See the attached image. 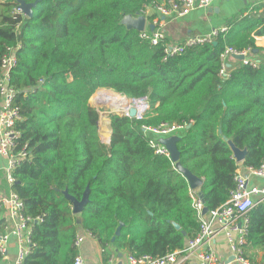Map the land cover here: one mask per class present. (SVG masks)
<instances>
[{"label":"trees","instance_id":"1","mask_svg":"<svg viewBox=\"0 0 264 264\" xmlns=\"http://www.w3.org/2000/svg\"><path fill=\"white\" fill-rule=\"evenodd\" d=\"M23 1L36 2L30 16L16 12V0H0V73L13 51L16 149L26 145L27 152L11 189L29 216L41 218L31 223L22 264H73L79 228L97 238L103 264L114 250L160 257L183 247L199 229L188 181L169 156L154 152L141 126L184 125L178 161L202 179L207 209L222 205L238 166L227 141L246 149L243 167L264 160V47L255 45V36L264 35L262 5L234 20L216 45L165 56L161 43L151 45L121 23L163 0ZM224 46L250 50L257 64L236 60L220 78ZM100 89L149 101L141 121L109 114L108 143L100 140L98 111L89 102ZM86 187L88 201L74 214L63 191L80 200ZM247 218L243 250L264 249V201Z\"/></svg>","mask_w":264,"mask_h":264},{"label":"built area","instance_id":"2","mask_svg":"<svg viewBox=\"0 0 264 264\" xmlns=\"http://www.w3.org/2000/svg\"><path fill=\"white\" fill-rule=\"evenodd\" d=\"M214 0H163L159 4L147 5L140 13L145 18L144 29L139 32V37L148 41L151 45L162 44L165 56L182 53L186 48L217 41L220 34L225 32V27L215 28L201 35L186 37L181 42L169 43L166 41L165 33L162 30L164 19L181 18L189 14L195 8H206ZM21 14L19 8L16 9ZM151 20L148 17L152 16ZM153 25V30H149L148 25ZM242 55L243 64L255 66L257 60L250 50L238 51L230 46H224L219 55L220 68L218 75L225 79L229 76L227 61L229 58ZM240 61V60H239ZM16 64L15 54H6L1 60L2 73H0V157H6V165L3 168V176L9 186L14 184L15 178L13 171L23 159L27 157L26 145L21 149H16V140L19 138V132L15 130V122L19 119L18 107L12 104L16 90L10 84L11 70ZM101 90V89H100ZM104 92L97 94L100 95ZM115 98L120 101L121 108L119 113L128 118L137 121L144 119L149 110V101L147 96L127 97L123 94ZM98 107L105 103L109 106L110 102L97 99ZM135 110V116L129 117V109ZM144 135L148 136V143L157 154H163L170 157L168 148L161 142L162 138L178 135L183 130L184 125L169 122L158 126H141ZM109 142V137L107 138ZM247 174L236 169L234 174V188L230 192V197L220 206L213 210L203 213L204 202L196 188H189V195L192 199V206L195 209L199 222V229L195 236L190 237L182 248L175 249L163 256L128 255L125 258V264H223L217 257L211 241L219 231L227 240L233 257L241 264H251L244 259L242 255V245L246 236V227L248 223L247 213L251 207L264 201V187H248V175L264 178V160L256 167H244ZM257 195L258 199L253 200L252 196ZM40 217L32 218L23 207L22 200L12 190L7 194L0 193V257L6 256L7 241L13 237L17 242V256L13 264H22L25 256L29 253L31 245V223L40 221ZM85 238L97 240L91 233L77 229L74 246L78 251L80 244ZM73 264H85L83 258L77 252L73 259Z\"/></svg>","mask_w":264,"mask_h":264},{"label":"crops","instance_id":"3","mask_svg":"<svg viewBox=\"0 0 264 264\" xmlns=\"http://www.w3.org/2000/svg\"><path fill=\"white\" fill-rule=\"evenodd\" d=\"M258 5H262L260 6L261 8L259 9V12L264 11V0H214L210 6L206 8H195L184 17L164 19L162 30L169 43L181 42L186 37L201 35L215 28L225 27L226 29H229V25L234 20H241ZM255 45L257 47H264V35L255 36ZM236 60L237 59L233 57L229 58L227 61L228 68L233 66ZM109 135L110 132L107 136L109 137ZM6 162V157L1 156L0 178L3 175V168L6 165ZM236 163L238 165L237 169L247 174V170L243 167L242 162ZM5 185L6 188H0V193L7 195L12 189L11 186L7 184ZM247 185L248 187L262 188L264 187V178L248 175ZM196 189L199 192V187H196ZM252 198L253 200H257L258 196L253 195ZM211 245L217 257L223 262V264H241L233 257L223 231L217 232L214 239L211 241ZM6 250V256L0 257V264H13L18 251L15 238L11 237L7 241ZM78 252L83 258L85 264H103L101 258L103 249L99 246L97 240L95 241L85 238L80 244ZM242 255L247 261L250 260L251 264H264V249L260 246L248 245L244 250L242 247ZM126 256L128 255H125L122 251L114 250L106 264H125Z\"/></svg>","mask_w":264,"mask_h":264},{"label":"water","instance_id":"4","mask_svg":"<svg viewBox=\"0 0 264 264\" xmlns=\"http://www.w3.org/2000/svg\"><path fill=\"white\" fill-rule=\"evenodd\" d=\"M18 3L17 8H19L22 12L23 15H27L30 16L32 14V8L35 6L36 2L33 3H25L23 0H16ZM121 23L127 28V29H135L136 31L140 32L144 29V25H145V18L143 15H137V16H131V15H127L124 16L121 20ZM149 30H153V25L149 24L148 25ZM216 41H213L212 44L216 45ZM235 59L237 60H243V56L242 55H236L234 56ZM129 117H134L135 116V110L133 108L129 109ZM179 140V136L178 135H173L170 137H166V138H162L161 142L163 143V145H165L169 152H170V159L172 160V162L174 163L175 167L177 169H179L180 171L183 172L186 180L188 181V185L190 188H196L199 187L201 185L202 179L193 175L190 171H188L187 169L183 168L179 161H178V154L179 151L177 149L176 146V142ZM231 151H232V156L235 160V162H242L244 159V156L246 154V149H238L236 148L233 143L228 140L227 141ZM88 187H86L82 198L80 200H76L74 199L72 196H70L67 191H63L65 197L71 202L72 204V212L74 214L79 213L83 206L86 204V202L88 201ZM199 193V196L201 197V193ZM208 211L207 207L205 206L203 208V213H206ZM77 223H80L79 220H77ZM122 226V223H120V225L117 227L115 234H119L120 232V227ZM175 228H179L178 225H175ZM183 233V232H182ZM184 234V233H183ZM233 259V257H232Z\"/></svg>","mask_w":264,"mask_h":264},{"label":"rangeland","instance_id":"5","mask_svg":"<svg viewBox=\"0 0 264 264\" xmlns=\"http://www.w3.org/2000/svg\"><path fill=\"white\" fill-rule=\"evenodd\" d=\"M100 92H104L112 97H117L119 94L111 89H101V90H98L96 91L90 98V104L92 106L95 107V109L98 111V115H99V120H98V133H99V136H100V140L103 142V143H107V134L110 132V130L108 129V124H109V121H108V116L110 113L112 112H119L120 108H121V103L120 101H116V103H114V106L112 104L111 101H109L112 105L109 106L105 103L102 104V107H98V102L96 101V96L98 93ZM118 98V97H117ZM106 134V135H105ZM6 180L4 178V176L2 175L1 178H0V188H3L5 187L6 188ZM8 185V184H7Z\"/></svg>","mask_w":264,"mask_h":264},{"label":"bare ground","instance_id":"6","mask_svg":"<svg viewBox=\"0 0 264 264\" xmlns=\"http://www.w3.org/2000/svg\"><path fill=\"white\" fill-rule=\"evenodd\" d=\"M97 99H101V100L106 101V102L111 101V102H114V103H116V101H118L115 97H112V96H110V95H108L106 93H102V94L98 95Z\"/></svg>","mask_w":264,"mask_h":264},{"label":"clouds","instance_id":"7","mask_svg":"<svg viewBox=\"0 0 264 264\" xmlns=\"http://www.w3.org/2000/svg\"><path fill=\"white\" fill-rule=\"evenodd\" d=\"M179 136V135H178Z\"/></svg>","mask_w":264,"mask_h":264}]
</instances>
